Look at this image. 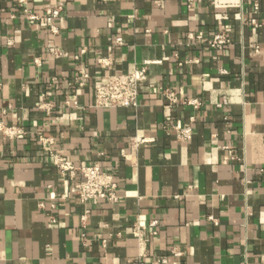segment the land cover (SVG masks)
Returning a JSON list of instances; mask_svg holds the SVG:
<instances>
[{
	"label": "crops",
	"instance_id": "1",
	"mask_svg": "<svg viewBox=\"0 0 264 264\" xmlns=\"http://www.w3.org/2000/svg\"><path fill=\"white\" fill-rule=\"evenodd\" d=\"M55 2L0 0V122L22 132L0 134V264H264V0H70L51 60L23 10ZM145 65L137 108H94V82ZM166 88L199 106H168ZM40 138L109 173L117 202L79 203ZM152 221L142 248L132 226Z\"/></svg>",
	"mask_w": 264,
	"mask_h": 264
},
{
	"label": "built area",
	"instance_id": "2",
	"mask_svg": "<svg viewBox=\"0 0 264 264\" xmlns=\"http://www.w3.org/2000/svg\"><path fill=\"white\" fill-rule=\"evenodd\" d=\"M193 0H189L191 3ZM70 0H56V2L49 7L43 9L41 15L33 13L26 8L23 10L25 18L30 22L42 23L50 38L47 40L45 52L47 59L59 60L66 55L60 47L54 42V37L58 35L57 22L61 18L66 5ZM19 4H25V0H18ZM190 39L192 35L188 36ZM201 39V37H196ZM228 43V40L223 32L214 34L208 41V46L214 50H222V48ZM117 45H121V39L116 40ZM42 60L35 59L34 64L40 66ZM147 65V64H146ZM146 65L142 68L134 70L129 75L112 74L109 75L103 81H96L92 86V93L94 99V108L108 109V108H128L135 109L138 107L139 87L141 84L148 80ZM224 73L223 71L221 72ZM89 83V75L80 70L74 79V84L79 88L87 86ZM162 97L170 107H175L179 104L192 106L196 109L199 103L196 100H185L179 102L177 94L166 88L162 91ZM220 107V105H218ZM40 109L48 113L50 107L48 105L40 106ZM169 129L174 132L175 137L179 141H189L192 137V130L189 126L177 127L169 126ZM0 134L6 138L12 139L22 135V132L14 126H5L0 122ZM151 140L135 138L132 146L134 148L143 146L150 143ZM40 142L43 145L44 150L48 151L52 159L53 166L62 178H68L72 184L70 192L76 197L77 201L81 204L96 205L100 201H107L109 203H116L117 197L115 191L117 184L113 177L106 172H101L97 166L91 167H79L74 165L67 158L60 156L51 151L53 145L52 141L47 138H40ZM90 214L89 210H85L80 217L82 224ZM52 222H54L52 220ZM157 223L155 221L150 222L147 226H142L137 222L132 226V235L138 242L140 247H144L147 239L156 234L155 228ZM171 255L173 257H179L180 253L172 250ZM146 255L141 253L134 259L135 264H141ZM160 264H166V259L161 258L158 260Z\"/></svg>",
	"mask_w": 264,
	"mask_h": 264
}]
</instances>
